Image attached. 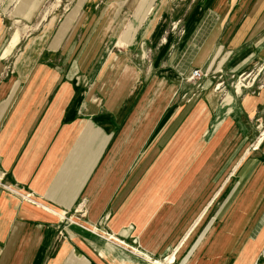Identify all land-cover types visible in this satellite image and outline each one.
<instances>
[{
  "label": "crops",
  "instance_id": "1",
  "mask_svg": "<svg viewBox=\"0 0 264 264\" xmlns=\"http://www.w3.org/2000/svg\"><path fill=\"white\" fill-rule=\"evenodd\" d=\"M108 1L112 19H61L54 31L49 19L15 58L18 79L0 80V264H264V132L256 146L249 140L264 88L235 93L225 104L216 98L202 128L198 101L182 115L188 122L161 139L181 114L182 106L167 111L175 85L152 79L136 107L137 79L127 87L118 77L105 81L115 64L87 62L108 56L105 42L118 27L125 4ZM174 9L184 34L160 43L154 65L181 75L207 61L229 72L264 61V0H183ZM5 28L0 19V40ZM44 54L82 59L51 64ZM73 72L81 73L76 80ZM94 82L102 91L90 94ZM190 132L210 137L186 148ZM152 135L125 177L132 162L122 152L136 156ZM2 183L32 192L35 201Z\"/></svg>",
  "mask_w": 264,
  "mask_h": 264
},
{
  "label": "rangeland",
  "instance_id": "2",
  "mask_svg": "<svg viewBox=\"0 0 264 264\" xmlns=\"http://www.w3.org/2000/svg\"><path fill=\"white\" fill-rule=\"evenodd\" d=\"M88 1V2H87ZM95 1L96 7L92 11V3ZM119 3V0H117ZM122 4H125L123 10L116 19H119L118 26L112 31L111 37L106 40L105 48L108 47L106 52L108 56L105 57H87V62L93 60L97 62V59L102 62L103 58L105 59L106 64H115L114 68H111L109 72L104 73V80L112 81L114 77H118L123 82H125V87L129 86V83L132 80H138V87L136 88L137 92V105L141 100L146 88L150 84L151 80L154 81L158 78H166L168 81L172 82L175 85L174 93L172 98H170L171 104L168 107V112L175 109L177 106H182L181 114L173 121L169 126V129L165 131V135L161 139L165 140L172 136L174 128L182 124L184 125L188 120L182 119L183 113L192 111L195 104L198 101H201L200 104L202 108L197 107L196 111H200L197 116V125H208L209 120V111L211 106H214L215 100L221 104H225L227 101H231L233 96L236 94H242L245 92L258 93L259 90L264 88V61L256 64L249 65L247 69L243 72H229L224 69L223 63L220 64L212 63L208 64V61L203 65L202 69L203 77L199 80L193 79L190 76V72L186 73H172L167 71V67H159V64L154 65L153 61L156 55L159 57V47L162 41L166 43V38H169V34L174 35V40L178 41V37L184 34L183 24L181 20L175 18L174 13L176 6L180 1L183 0H120ZM131 2L129 6L128 5ZM90 2V3H89ZM97 2V3H96ZM185 2V1H184ZM88 3V5H86ZM32 5H37V7H32ZM34 8L33 15L31 18L23 17V12L25 9ZM98 7V8H97ZM31 8V9H32ZM96 9L101 11V15H96ZM125 9V10H124ZM114 6L110 4L108 0H0V19L4 20L5 32L3 34V39L0 40L1 50L6 46L3 55L7 59L6 64L7 68L3 71L0 80H17V74L13 69V62L19 52H26V47L30 39L37 37L40 33L43 32V25L53 19V24L50 28L51 31H54L55 25L60 22L61 19H112L114 13ZM44 13V16L48 15L46 19L42 20L41 15ZM89 14V15H88ZM88 15V16H87ZM171 15H173L171 17ZM69 21V20H67ZM38 25L35 27V25ZM35 27V28H34ZM160 29V34L154 36H149L148 40H144L142 37H145L146 34ZM174 33V34H173ZM120 40L117 41L120 36ZM177 35V36H176ZM119 43L121 47L113 49V43ZM17 45V46H16ZM16 46V47H15ZM116 46V45H115ZM15 47V48H14ZM117 47V46H116ZM3 48V49H2ZM31 49V47H30ZM29 49V50H30ZM0 50V52H1ZM28 50V51H29ZM44 57V62L48 63H80L82 57L73 56L69 61V57H64V55H50L44 54L41 58ZM165 57V63L166 59ZM42 61V62H43ZM41 62V61H39ZM146 69L147 72H145ZM70 74V73H67ZM73 79L76 80L75 76H80L81 73L73 72ZM88 77L91 75L92 80L96 78L98 73H83ZM102 74V73H101ZM100 75V73H99ZM179 78H176V77ZM87 77V78H88ZM102 78V77H101ZM80 79V77L78 78ZM97 79V78H96ZM95 80V79H93ZM100 78L97 79V81ZM178 82V89L177 87ZM97 83L89 84V93L96 94V92H101L102 90L98 88ZM154 84H156L154 82ZM142 86V87H141ZM153 87V86H152ZM106 88L108 86L106 85ZM160 90V89H159ZM161 91L164 93L167 92V89L163 86ZM147 94V93H146ZM145 94V95H146ZM155 94V93H154ZM159 92L157 93L158 96ZM161 94V93H160ZM144 95V96H145ZM170 102V101H169ZM206 105V106H205ZM201 109V110H199ZM259 114L261 118L255 120L252 123L253 128L250 130L249 140L250 147L256 146L258 140L263 136L264 132V105L260 109ZM160 119V117H159ZM159 119L155 122L153 128L158 126ZM193 121V120H192ZM190 121V122H192ZM148 122V120H147ZM138 122L137 124H139ZM143 123L137 129H143ZM214 124V122H213ZM126 126V125H125ZM160 127V126H159ZM139 130L136 133L139 135ZM155 136L152 135L150 140L147 143L143 142L141 150H138L136 156L133 157L132 153L129 151H123L121 160L123 162L129 161L131 163V169L126 168L125 177L128 176L129 172L132 171L135 167L145 157L147 150L150 144L154 141ZM210 134L200 135L190 132L187 134L185 139L186 148L191 147L196 141L198 144L204 145L209 140ZM139 139V138H138ZM123 144V143H122ZM139 144V143H138ZM128 142L124 144L127 146ZM173 147L171 146V149ZM189 153L188 151L184 154ZM127 155H130L127 157ZM174 156L177 155L175 152ZM172 155V156H173ZM125 156V159L123 158ZM131 160V162H130ZM129 171V172H128ZM220 170L218 171V173ZM159 173L156 175L158 176ZM219 191V190H218ZM211 202V201H210ZM209 200L204 205L203 209L208 208ZM175 254L167 257L168 261H173ZM173 258V259H171ZM156 263H159L158 260H154Z\"/></svg>",
  "mask_w": 264,
  "mask_h": 264
},
{
  "label": "built area",
  "instance_id": "3",
  "mask_svg": "<svg viewBox=\"0 0 264 264\" xmlns=\"http://www.w3.org/2000/svg\"><path fill=\"white\" fill-rule=\"evenodd\" d=\"M190 76L191 78L193 79H196V80H199L201 79L204 75H203V72L196 68V69H193L191 72H190ZM1 183V181H0ZM2 186L7 189L8 191H11V192H15L17 193L19 196L25 198V199H28L29 201H32L34 202V195L32 192H29V191H23V190H20V189H17L15 187H12L11 185H8V184H4L2 183Z\"/></svg>",
  "mask_w": 264,
  "mask_h": 264
},
{
  "label": "bare ground",
  "instance_id": "4",
  "mask_svg": "<svg viewBox=\"0 0 264 264\" xmlns=\"http://www.w3.org/2000/svg\"><path fill=\"white\" fill-rule=\"evenodd\" d=\"M110 237H111V235H110ZM142 252V251H141ZM174 257V256H173ZM171 259H173V258H171Z\"/></svg>",
  "mask_w": 264,
  "mask_h": 264
}]
</instances>
